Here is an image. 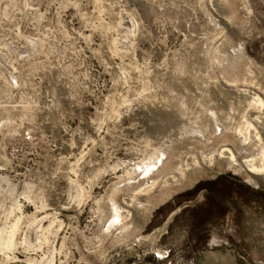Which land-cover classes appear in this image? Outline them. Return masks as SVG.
<instances>
[{
	"label": "rangeland",
	"instance_id": "1",
	"mask_svg": "<svg viewBox=\"0 0 264 264\" xmlns=\"http://www.w3.org/2000/svg\"><path fill=\"white\" fill-rule=\"evenodd\" d=\"M253 96L264 0H0V264H264Z\"/></svg>",
	"mask_w": 264,
	"mask_h": 264
},
{
	"label": "bare ground",
	"instance_id": "2",
	"mask_svg": "<svg viewBox=\"0 0 264 264\" xmlns=\"http://www.w3.org/2000/svg\"><path fill=\"white\" fill-rule=\"evenodd\" d=\"M229 87L232 88V86ZM232 89L237 90L238 87ZM238 91L243 92L244 90L239 88L237 92ZM257 96H253L252 101L249 103V106L252 107L251 109L249 108V117L248 121L246 122V128H244L246 131L242 133L241 129H239L238 132L236 130L237 134L235 132V135L233 136V138L236 140L235 146H237L235 151L229 149L228 152H226L230 155V160L233 165H240L239 169H244L248 175L250 174L255 177L264 174V144L262 143L261 137L262 134L264 135V102ZM255 103L258 104V107L255 105ZM247 147H252L253 150L258 149V152L261 153L260 157L258 158L256 156H252L256 155L257 153H246ZM238 151H242V154H239Z\"/></svg>",
	"mask_w": 264,
	"mask_h": 264
}]
</instances>
